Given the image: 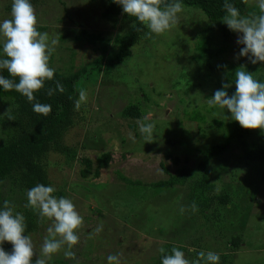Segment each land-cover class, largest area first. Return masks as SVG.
Instances as JSON below:
<instances>
[{
    "label": "rangeland",
    "instance_id": "1",
    "mask_svg": "<svg viewBox=\"0 0 264 264\" xmlns=\"http://www.w3.org/2000/svg\"><path fill=\"white\" fill-rule=\"evenodd\" d=\"M243 1L242 14L258 12L255 0ZM32 4L38 31L59 39L50 67L63 72L82 66L88 70L92 60L101 56L94 45L72 42L75 33L100 34L107 41L104 61L116 55L119 39L134 23L123 9L114 22L103 20L105 0H34ZM11 5L12 0H0V22L11 18ZM210 28L211 56L198 58L196 46ZM147 31L121 62L90 69L89 78L81 79L77 99L80 89L87 91L88 99L75 110L73 124L62 137L74 150V160L49 153L42 161L48 186L57 189V197L71 199L83 217L79 243L72 249L75 258H65V245L48 264H108L109 254L118 255L120 264H153L165 244L182 248L189 260L203 250L226 254L231 264H264V182L260 178L264 162H246L232 146L221 157L210 159L204 173L212 184L211 195L225 194L229 200L225 205L213 201L201 216L186 203L189 183L161 190L149 187L177 169L197 175L200 151L223 141L233 121L231 114L209 108L207 99L225 83L235 88V83L226 81L230 65L250 64L239 57L241 34L229 30L222 20L210 22L200 10L185 6L179 23L165 33L147 38ZM2 43L0 37V58ZM247 71L264 82V62ZM131 104L139 116L121 117L122 109ZM9 107H14L10 100L0 99V116ZM192 113L198 118L191 119ZM139 122L155 123L151 140L142 136ZM247 141L264 146V132L249 130ZM104 153L109 154L107 167L97 177H80L82 166L76 159L85 157L94 167L95 159ZM0 198L1 206L7 200L20 214L27 203L25 191L9 181L1 185ZM182 205L187 209L183 214ZM101 225L103 230L95 233ZM49 226L50 221L38 220L27 234L37 255ZM235 236L237 247L229 244Z\"/></svg>",
    "mask_w": 264,
    "mask_h": 264
},
{
    "label": "clouds",
    "instance_id": "2",
    "mask_svg": "<svg viewBox=\"0 0 264 264\" xmlns=\"http://www.w3.org/2000/svg\"><path fill=\"white\" fill-rule=\"evenodd\" d=\"M122 6L123 12L135 18L148 31L147 38L152 34L161 35L179 23V14L184 6L180 0H114ZM258 12L242 14L240 9L229 0H225L223 9L226 14L222 22L229 30L241 34L237 43L243 45L239 57H246L253 65L264 62V0H255ZM11 18L0 22V37H3L0 70H6L9 77L0 75V88L4 91L15 90L27 101L32 103L36 114L47 116L51 112V105L36 101V93L44 89L46 81H53L55 69L50 67V58L55 52L59 39H50L47 32L38 31V17L30 0H12ZM135 28V25H133ZM139 30V29H137ZM235 93L229 96L227 89L230 84L225 83L222 89L214 92L207 99L209 108L227 110L230 119L239 123L246 130H261L264 132V82H260L253 73L246 70L244 65L236 69ZM18 81V82H17ZM56 91L63 93L64 86L55 83L54 88L47 89V95L53 96ZM88 93L79 90V98L75 100V110H79L86 103ZM34 102V103H33ZM9 120L12 115L11 107L3 114ZM147 119V118H145ZM155 130L154 122H139L142 136L151 140ZM54 186L37 184L27 190L26 208L34 210L40 222L50 221L47 235L43 239L40 253L37 255L30 235H25L26 222L23 214L14 212V207L5 200L0 207V245L8 242L12 251L7 252L0 246V264H48L53 256L62 249L65 258L74 259L73 247L79 243L78 230L83 225V217L78 213L73 201L55 195ZM197 212L195 201L189 206ZM187 209L180 207L183 214ZM102 225L94 231L99 234ZM162 254V264H219L220 255L214 251H199L197 258L189 260L185 253L173 247L170 254L164 248L159 249ZM37 257L35 260L33 258ZM108 264H120V257L116 254L107 256Z\"/></svg>",
    "mask_w": 264,
    "mask_h": 264
},
{
    "label": "trees",
    "instance_id": "3",
    "mask_svg": "<svg viewBox=\"0 0 264 264\" xmlns=\"http://www.w3.org/2000/svg\"><path fill=\"white\" fill-rule=\"evenodd\" d=\"M33 1L34 0H30L31 3H33ZM168 2H171V0H168ZM180 2L185 7L200 10L204 17L210 22L221 21L222 17L226 14L223 9L225 0H180ZM229 2L238 7L241 12L244 10L243 0H229ZM121 10L122 6L115 3L114 0H105V8L101 12V18L107 22H114ZM133 20L135 28L132 26L130 31L119 39L117 53L112 59L102 60V53L105 50L107 41L100 34L81 30L72 36V42L86 43L90 46L94 45V49L98 50L101 56L98 55V57L92 60L88 66V70L86 66H82L76 71H71L69 69L63 72L60 69H55L53 81H46L44 89L35 94L36 101L34 102L51 105L52 110L47 116L36 114L33 111L32 103L28 102L26 97H23L15 90L4 91L0 88V99H8L12 102L14 107L11 112L15 117L13 120H9L6 116H0V187L5 181H9V183L15 184L26 193L27 190L37 184L42 183L48 186L44 164L42 162L47 154H60L69 162L74 160V150L62 142V137L72 126L75 118V100H77L78 97L81 79L86 80L89 78L91 75L90 69L98 70L102 64L116 65L130 54L129 48L137 42L145 32V28L139 24L135 18H133ZM206 33L208 34L202 37L201 41L196 46L198 58L208 55L211 56V51L207 46V42L212 36L211 28L208 29ZM59 38L63 40L62 36ZM1 58H3V56ZM241 65H244L246 70H253L255 67V65L251 63L240 64L236 62L230 65L226 71V81L228 83L235 82V71ZM0 75L11 78L6 70H0ZM57 81L64 86L65 91L63 93L56 91L53 96L49 97L47 95V89L54 88ZM235 90V88H228L227 91L229 96L233 95ZM120 115L124 118H137L139 112L136 106L131 104L125 106L120 112ZM194 118L196 119L198 117H196L195 113H192L191 119ZM213 123L216 126L221 125L218 121H213ZM227 127L228 130L224 134L222 142L200 151L202 159L197 165V169L199 170L197 175L181 168L175 170L176 172L174 171V174H167L166 180L149 184V187L152 190H161L175 185L189 183L186 203L190 206L192 202L195 201L200 216L204 215L213 201H216L219 205L227 204L229 200L227 195H211L212 184L207 181L204 173L207 162L210 159L221 157L230 146L239 149V157L246 162H264V146L249 143L247 141L249 130L243 129L239 123L234 120L231 121ZM76 160L82 166L79 170L80 177L85 178L88 174L97 177L98 171L107 167L109 154L104 153L97 157L94 167H92V161L85 157H79ZM172 161L175 162L174 159H172ZM193 175H195V177ZM118 178L123 182H127V179L122 176H118ZM260 178L264 182V172L261 174ZM1 203L0 198V207H2ZM22 214L25 217V235H27L34 231L39 217L31 208H26L25 206L22 210ZM238 243V237L235 236L230 238L229 244L232 246L237 247ZM0 246H2L5 251L11 252L7 242H4L3 245ZM162 248L165 249L166 253L170 254L173 246L165 244ZM178 249L182 250L180 247ZM219 255V264H231L228 255ZM154 260L153 264H162V254L160 251Z\"/></svg>",
    "mask_w": 264,
    "mask_h": 264
}]
</instances>
